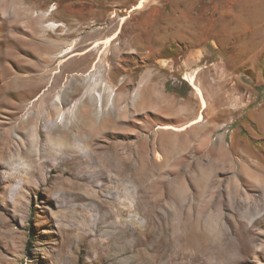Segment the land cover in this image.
<instances>
[{"label":"rangeland","instance_id":"rangeland-1","mask_svg":"<svg viewBox=\"0 0 264 264\" xmlns=\"http://www.w3.org/2000/svg\"><path fill=\"white\" fill-rule=\"evenodd\" d=\"M261 77L264 0H0V264H264ZM47 112L120 123L70 147ZM193 223L218 243L183 255Z\"/></svg>","mask_w":264,"mask_h":264},{"label":"bare ground","instance_id":"bare-ground-1","mask_svg":"<svg viewBox=\"0 0 264 264\" xmlns=\"http://www.w3.org/2000/svg\"><path fill=\"white\" fill-rule=\"evenodd\" d=\"M106 41H111V37L109 38V39H107ZM98 43H100V42H98ZM97 43V44H98ZM96 44V45H97ZM95 45V46H96ZM89 49L90 48H88L87 50H85V51H83V52H80V53H72L71 54V56H76V57H78V56H80V57H82V56H86L87 54H88V52H89ZM66 52H67V50H66ZM68 52H70V51H68ZM67 57V56H66ZM102 59V58H101ZM93 62V61H92ZM101 61H100V58H97L94 62H93V66L90 68V69H88L89 71L88 72H82V73H79V75H81L82 77H85V78H87L88 76L89 77H91V78H89L88 80L86 79L85 80V82H84V84L86 85V88H87V91H88V93L85 95V100L86 101H88L89 100V103H91V106L93 107V106H99L100 104L101 105H103V101L104 100H106V98H107V96H108V91L110 90L109 88H110V84H108L109 82V80H110V78H107L108 80H107V82L106 83H104V84H98L97 83V81L98 80H102V78H101V74H100V72L99 73H97L98 72V65H99V63H100ZM53 65V64H52ZM51 65V66H52ZM102 66V65H101ZM48 67V66H47ZM55 73V72H54ZM87 76V77H86ZM186 78H188V80H191V77L190 76H186ZM105 79V78H104ZM80 80V79H79ZM193 84V83H192ZM194 85V84H193ZM77 88H79V87H77ZM149 88H150V86H149ZM65 89V88H64ZM55 90H57V88L55 89ZM59 90V89H58ZM64 91H67V90H62V92H64ZM75 91H76V89H75ZM49 92H50V90H49ZM56 92V91H55ZM55 92H53V94H51L52 95V98H54V94H56ZM68 92V91H67ZM66 92V93H67ZM146 92V91H145ZM59 93V92H58ZM46 94H49V93H46ZM63 94V93H62ZM62 94H59L60 96H56L55 98H54V100H55V102L57 103V104H63V103H61V100H62V98H61V95ZM114 96V95H113ZM115 97V96H114ZM48 98V97H47ZM46 98V99H47ZM162 98V97H161ZM44 99V98H43ZM45 99V100H46ZM115 99V98H114ZM146 99V98H145ZM44 100V101H45ZM149 100L152 102V103H155V105L157 104V105H159L160 107H162V108H166L167 107V105L166 104H163L161 101H160V98H155V99H150L149 98ZM148 99H147V103H148V101H149ZM47 101V100H46ZM45 101V102H46ZM79 101V100H78ZM141 101H144V100H142L141 99ZM146 101V100H145ZM144 101V102H145ZM54 102V106L53 107H55L56 106V103ZM63 102V101H62ZM143 102V103H144ZM75 103H77V102H75ZM74 103V104H75ZM39 104H41V103H39ZM43 105V104H42ZM76 105V104H75ZM48 106V105H47ZM51 106V105H50ZM159 106H157L158 108H159ZM44 107H46V106H44ZM53 107H52V109H53ZM102 107V106H101ZM36 108V107H35ZM60 108V107H59ZM73 108H74V106H73ZM38 109H39V106H38ZM42 110V109H41ZM50 110V109H49ZM75 110V109H74ZM51 112V111H50ZM50 112H47L45 115H44V118L42 119L43 121H42V124H44V125H46L47 124V128H49V129H52V130H54L55 132L57 131V130H59V131H64L65 129H61L62 127H64L65 126V122H66V124H68V128H67V131H64V133H62V137H63V141H61V140H59V141H61V142H63L64 143V145H67V146H73V147H78L79 145H80V147H81V145H82V147L84 148V144H86V143H89L90 141H91V139H92V136H97L96 134H99L100 132H102L104 129H106L107 127H115V125L116 124H118V123H120V121L118 120L117 121V119L115 120V118H116V116H115V118H113V120H112V118H111V116H109V117H101L100 118V120H99V122L97 123V122H95L94 120H95V114H94V116L92 115V113L89 115L88 113H83V115L81 116V117H79L78 119H77V117H78V115H77V113L75 112L74 114H73V118H71L70 120H69V122L67 123V121H66V112H63V113H61L60 115H59V117H58V121L57 122H54V114H51ZM85 112V111H84ZM33 113V112H32ZM35 113V112H34ZM37 114V113H36ZM35 114V115H36ZM32 116V117H27L26 119H27V121H34V125H35V123L37 124V121H36V117L38 116ZM114 115V114H113ZM90 116H93V117H90ZM69 117V116H68ZM38 119V118H37ZM77 119V120H76ZM48 121V122H47ZM21 122H25V121H23V119H20L19 121H18V123H17V126H20V123ZM46 123V124H45ZM55 125V126H54ZM32 127L34 128L35 126H33L32 125ZM181 128H183V127H181ZM51 130V131H52ZM84 131H86L87 133H89V135H82L83 133H84ZM71 132H75L74 134H72ZM82 133V134H81ZM58 135V134H57ZM83 136H85L84 138H83ZM59 137V136H58ZM57 137V138H58ZM56 138V139H57ZM76 138H78V139H76ZM59 139H60V137H59ZM58 141V142H59ZM93 143H94V141H92ZM96 142V141H95ZM97 143V142H96ZM77 149V148H76ZM96 150V149H95ZM100 150V149H99ZM118 150V149H117ZM97 152V151H96ZM116 155V153L114 152V153H110L108 156L109 157H107V155L105 154V153H101V156L102 157H105L104 159V162L108 165V164H110L111 162H113V161H115V164H117V167H120V162L118 161V157L117 156H115ZM199 223V222H198ZM204 229V228H203ZM203 229H201L200 228V226L197 224V223H193V224H190V225H188V226H182L181 228H180V230H179V232H176L175 230L173 231V233L175 234V240H177L178 242H180V244H181V248H180V250H181V253H183V255H185L186 254V252H184L185 250H187L186 249V247H190V246H194L195 248H197L199 251H203V252H208V249H207V245L210 243V242H216V243H218V240H217V238H212V239H210L206 234H205V231L203 230ZM134 244V243H133ZM221 246V245H220ZM131 247V250H133L134 248H135V244L134 245H132V246H130ZM220 253H222V250H220ZM179 260V259H178ZM221 260V259H220ZM179 262V261H178ZM225 262V261H224ZM238 262V261H237ZM226 263V262H225ZM225 263H223V264H225ZM234 263H236V262H234ZM226 264H233V261H228V263H226ZM237 264V263H236Z\"/></svg>","mask_w":264,"mask_h":264},{"label":"crops","instance_id":"crops-1","mask_svg":"<svg viewBox=\"0 0 264 264\" xmlns=\"http://www.w3.org/2000/svg\"><path fill=\"white\" fill-rule=\"evenodd\" d=\"M220 60H222V59H220ZM240 63H248L246 60H243L242 59V61L240 62ZM250 65H251V63H249ZM252 67V66H251ZM190 77H191V80H188V78H186V76H185V78L187 79V81L193 86V88L195 89V91H196V93H197V95L201 98V103H202V106H203V104H204V100H203V98H202V95H201V90H200V88L196 85V83H195V80H194V78H193V76L192 75H190ZM240 79H237L236 80V82L235 81H233L232 83H237V84H240ZM194 85H193V84ZM260 85V87H264V78L263 77H261L260 78V80L259 79H256L255 81H254V85ZM264 92H263V90L261 91V93H260V100H263L264 101V95L261 97V95L263 94ZM263 109L264 110V106H263V104L261 103V104H258L257 106H255V107H250V108H248V111H247V113H248V116L249 117H253V116H255L256 118H257V120H258V113L260 112L259 110L260 109ZM200 117V115H197L194 119L195 120H197L198 118ZM194 119H192V120H190L191 122H193L194 121ZM190 121H188L187 123H185L184 124V126H188V125H190L191 124V122Z\"/></svg>","mask_w":264,"mask_h":264},{"label":"trees","instance_id":"trees-1","mask_svg":"<svg viewBox=\"0 0 264 264\" xmlns=\"http://www.w3.org/2000/svg\"><path fill=\"white\" fill-rule=\"evenodd\" d=\"M168 89L172 90L173 92H175L176 94H178L180 96H184L185 95V92L182 91L179 88H175V87L173 88V87L169 86Z\"/></svg>","mask_w":264,"mask_h":264}]
</instances>
